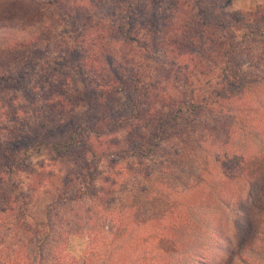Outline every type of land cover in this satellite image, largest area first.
Segmentation results:
<instances>
[{
    "label": "trees",
    "instance_id": "trees-1",
    "mask_svg": "<svg viewBox=\"0 0 264 264\" xmlns=\"http://www.w3.org/2000/svg\"><path fill=\"white\" fill-rule=\"evenodd\" d=\"M229 2L0 0V264H264V4Z\"/></svg>",
    "mask_w": 264,
    "mask_h": 264
},
{
    "label": "rangeland",
    "instance_id": "rangeland-1",
    "mask_svg": "<svg viewBox=\"0 0 264 264\" xmlns=\"http://www.w3.org/2000/svg\"><path fill=\"white\" fill-rule=\"evenodd\" d=\"M229 9L230 10H254L256 9L258 4H264V0H230L229 2ZM244 28V27H243ZM240 29H238L239 31ZM24 152V151H23ZM23 152L20 154V156L23 155ZM30 155V159L36 163L39 162L40 160H48L51 158V153L49 151V149L47 147H42V148H32L29 153ZM161 169V168H160ZM169 169V168H167ZM169 171V170H168ZM170 172V171H169ZM165 172L163 175V178H159L160 181H165L168 182V179H171L172 177V172ZM23 178V177H22ZM158 181V180H156ZM27 185V182L22 183V191H26L25 187ZM50 198L46 197V195L39 196L35 199V202L31 205L32 207V211L35 214V217L37 220L43 221L45 220L46 217V210H47V206L50 203ZM151 212V210H150ZM156 230V226L153 225L150 229H149V236H156V233H159V230L155 233ZM154 233V234H153ZM231 233V232H230ZM87 238L83 237V236H79V235H72L69 241V244L67 246V250L68 252H70L72 255H74L75 257L82 259L84 257V252L87 246ZM152 242H148L146 245L142 246V249H144L145 251H149V249L152 247L153 245L151 244ZM119 245H121L120 248H117L116 251H118L117 256L118 257H123L124 261L123 264H126V255H129L131 252L133 253V257H136V250H134V246L133 249L131 247H129L126 243H120ZM144 252H142L140 255H143ZM146 254H144L145 256ZM149 255V254H148ZM150 257V255H149ZM104 258V259H103ZM103 258H100L98 260H96L94 262V264H103L105 262V264H113L114 262V257H113V262L110 263V259L108 262H106V258L107 255L103 254Z\"/></svg>",
    "mask_w": 264,
    "mask_h": 264
}]
</instances>
